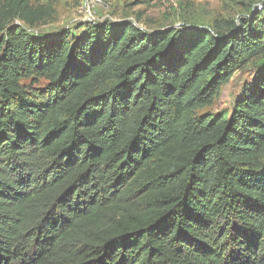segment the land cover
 Listing matches in <instances>:
<instances>
[{"label": "trees", "instance_id": "16d2710c", "mask_svg": "<svg viewBox=\"0 0 264 264\" xmlns=\"http://www.w3.org/2000/svg\"><path fill=\"white\" fill-rule=\"evenodd\" d=\"M54 13L0 6V264H264L263 12L36 33Z\"/></svg>", "mask_w": 264, "mask_h": 264}, {"label": "rangeland", "instance_id": "374dc122", "mask_svg": "<svg viewBox=\"0 0 264 264\" xmlns=\"http://www.w3.org/2000/svg\"><path fill=\"white\" fill-rule=\"evenodd\" d=\"M2 2L0 0V6ZM32 3L34 6L52 7L55 11L52 19L37 28L36 33L52 35L60 30L68 32L69 37L90 31V24L106 21H133L151 33L170 28L211 30L216 21L239 23L257 12L264 15V0H102L92 14H86L82 9L84 0H32ZM258 74L256 64H249L237 71L222 88L213 105L199 110L198 116L210 115L215 118L222 112H231L256 81ZM23 85L44 90L48 82L39 80L32 85V81L25 80Z\"/></svg>", "mask_w": 264, "mask_h": 264}, {"label": "built area", "instance_id": "2783aa9c", "mask_svg": "<svg viewBox=\"0 0 264 264\" xmlns=\"http://www.w3.org/2000/svg\"><path fill=\"white\" fill-rule=\"evenodd\" d=\"M101 3H102V0H84L82 9L86 12V14L87 13L92 14V10L96 8V6L100 5Z\"/></svg>", "mask_w": 264, "mask_h": 264}]
</instances>
